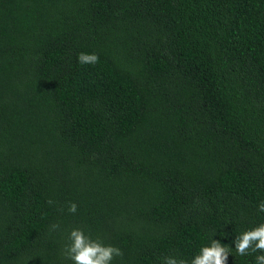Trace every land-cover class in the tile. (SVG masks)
<instances>
[{"label": "trees", "instance_id": "16d2710c", "mask_svg": "<svg viewBox=\"0 0 264 264\" xmlns=\"http://www.w3.org/2000/svg\"><path fill=\"white\" fill-rule=\"evenodd\" d=\"M261 202L264 0H0V264H73V229L111 264H256Z\"/></svg>", "mask_w": 264, "mask_h": 264}, {"label": "clouds", "instance_id": "9594fccd", "mask_svg": "<svg viewBox=\"0 0 264 264\" xmlns=\"http://www.w3.org/2000/svg\"><path fill=\"white\" fill-rule=\"evenodd\" d=\"M99 57L96 54L81 53L78 62L81 64L95 65ZM51 203V201H49ZM68 211L75 213L77 206L70 204ZM259 212H264V202L258 206ZM59 225H53V230ZM70 243L65 247V256L73 261V264H111L117 256H122L121 249L114 246H105L99 240H93L81 229H73L68 237ZM235 251L239 256H246L252 253H264V223L245 231L235 240ZM231 249L222 245L219 241L211 239L210 246H204L190 264H227ZM164 264H188L184 259L167 257ZM256 264H264V254L256 256Z\"/></svg>", "mask_w": 264, "mask_h": 264}]
</instances>
